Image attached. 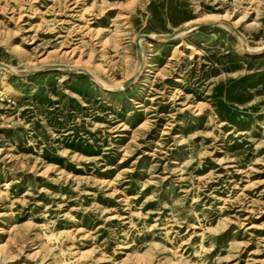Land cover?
Returning <instances> with one entry per match:
<instances>
[{"label": "rangeland", "instance_id": "374dc122", "mask_svg": "<svg viewBox=\"0 0 264 264\" xmlns=\"http://www.w3.org/2000/svg\"><path fill=\"white\" fill-rule=\"evenodd\" d=\"M243 41L264 47V0H0V264H264Z\"/></svg>", "mask_w": 264, "mask_h": 264}, {"label": "bare ground", "instance_id": "6f19581e", "mask_svg": "<svg viewBox=\"0 0 264 264\" xmlns=\"http://www.w3.org/2000/svg\"><path fill=\"white\" fill-rule=\"evenodd\" d=\"M206 18L211 19V20H215V22L217 21L221 25H226L227 28L230 29V30L235 29L234 28L235 24L232 23V21L230 20V18L227 15L222 16V15L211 14V15H208ZM199 24H201V23L200 22H195V23H191V24H186L184 26V28H182V30H179L178 32L176 31L177 32L176 37L177 36H183L189 30H191L195 26L197 27V25H199ZM165 37H166L165 35L150 34V35H148V38H146L148 40H144L142 38H136L135 39V45H136L137 48L139 47L140 50L137 51V55L138 56H137V59H136V62H135L136 63L135 67H134L135 70H134V73L131 76V78H136L139 73H140V75L143 74V72H145L147 70V68H148V62H147V60L145 58V54H144V52L142 50V43L145 42V43H148V44H151V43L161 44L163 42H166ZM239 38H241V37H239ZM263 49H264V47L262 48V46H261V48H258V47L257 48H252V47L247 45L246 41H243L240 52L245 53L246 55H253V54L260 53ZM12 70L13 69H10L9 71L12 72ZM74 70H76V69H74ZM90 77H92V75ZM93 80H95V78H93ZM124 82L125 81L120 82L119 85H121V87H122V84H124ZM100 86H101V88L103 90H109L110 89L109 86L106 85V84H100ZM117 87H118V85H117Z\"/></svg>", "mask_w": 264, "mask_h": 264}, {"label": "water", "instance_id": "95a60500", "mask_svg": "<svg viewBox=\"0 0 264 264\" xmlns=\"http://www.w3.org/2000/svg\"><path fill=\"white\" fill-rule=\"evenodd\" d=\"M144 37L148 38V36H146V35ZM137 51H139V48H137ZM126 84H128V82Z\"/></svg>", "mask_w": 264, "mask_h": 264}]
</instances>
